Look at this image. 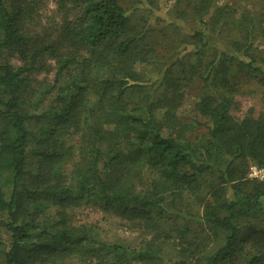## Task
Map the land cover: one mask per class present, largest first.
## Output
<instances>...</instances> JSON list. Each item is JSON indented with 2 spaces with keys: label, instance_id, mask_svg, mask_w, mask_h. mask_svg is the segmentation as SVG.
Segmentation results:
<instances>
[{
  "label": "trees",
  "instance_id": "16d2710c",
  "mask_svg": "<svg viewBox=\"0 0 264 264\" xmlns=\"http://www.w3.org/2000/svg\"><path fill=\"white\" fill-rule=\"evenodd\" d=\"M231 1L59 0L42 24L41 0H0V264H264V8ZM250 80L263 107L236 117ZM84 198L144 248L77 236Z\"/></svg>",
  "mask_w": 264,
  "mask_h": 264
},
{
  "label": "rangeland",
  "instance_id": "374dc122",
  "mask_svg": "<svg viewBox=\"0 0 264 264\" xmlns=\"http://www.w3.org/2000/svg\"><path fill=\"white\" fill-rule=\"evenodd\" d=\"M58 1L41 0L42 8L40 15L42 24L47 23L48 18H58V14L56 15ZM231 2L238 5V7L244 6L250 10L264 8V0H232ZM166 9L167 6H161L159 13H161V10L163 12L166 11ZM72 13L76 15L77 11L73 10ZM259 41L255 42L256 45H258L257 43ZM10 61L14 64H19V61L15 58L10 59ZM46 76L50 82L53 75L50 73ZM42 77H44V74L38 76L39 79ZM255 85L250 80L245 85H242V87L247 86L246 92L235 96L236 101L240 103V105L234 106L232 111V114L236 117L243 115L250 108L258 112L263 107V103L259 101L260 95L256 89L257 87L254 88ZM198 88L199 84L195 79L185 88L186 98L182 108L185 111L189 112L193 103L197 101L200 93ZM252 89L254 90L251 92ZM67 139L70 144H73L75 136L70 135ZM74 153L63 162V169L66 174L71 171L72 164L76 160ZM0 186L6 191L8 190L5 184V175H0ZM43 203L45 206L42 213L38 216L37 221L41 224L44 219H47L50 224H53L58 219L56 213L60 211L59 206L47 200H44ZM65 214L68 216V225L74 228V233L82 239H90L95 242L120 243L134 250L144 248V244L150 239V235H145L137 223L116 216L113 211V205H109L104 200L98 198H84L79 204L66 207ZM166 253L170 256L173 252L169 250ZM45 264L49 263L46 262ZM58 264H87V262L72 257L60 261Z\"/></svg>",
  "mask_w": 264,
  "mask_h": 264
},
{
  "label": "built area",
  "instance_id": "2783aa9c",
  "mask_svg": "<svg viewBox=\"0 0 264 264\" xmlns=\"http://www.w3.org/2000/svg\"><path fill=\"white\" fill-rule=\"evenodd\" d=\"M248 177L250 178H255L258 180L264 179V168H260L257 166H250L249 167V172H248Z\"/></svg>",
  "mask_w": 264,
  "mask_h": 264
}]
</instances>
